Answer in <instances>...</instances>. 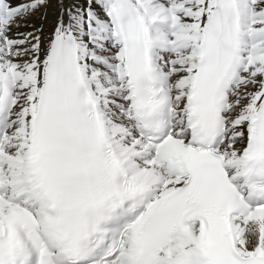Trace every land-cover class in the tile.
Here are the masks:
<instances>
[{"label": "snow or ice", "instance_id": "6c2138e0", "mask_svg": "<svg viewBox=\"0 0 264 264\" xmlns=\"http://www.w3.org/2000/svg\"><path fill=\"white\" fill-rule=\"evenodd\" d=\"M0 264H264V0H0Z\"/></svg>", "mask_w": 264, "mask_h": 264}, {"label": "bare ground", "instance_id": "6f19581e", "mask_svg": "<svg viewBox=\"0 0 264 264\" xmlns=\"http://www.w3.org/2000/svg\"><path fill=\"white\" fill-rule=\"evenodd\" d=\"M53 12H54V8L49 10V16H50V18H51V15H52ZM33 19H36V18H33Z\"/></svg>", "mask_w": 264, "mask_h": 264}]
</instances>
